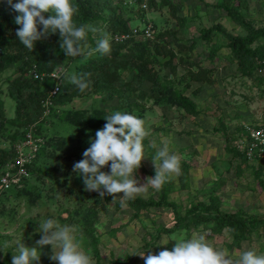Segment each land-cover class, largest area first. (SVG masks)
I'll return each instance as SVG.
<instances>
[{
    "label": "rangeland",
    "instance_id": "374dc122",
    "mask_svg": "<svg viewBox=\"0 0 264 264\" xmlns=\"http://www.w3.org/2000/svg\"><path fill=\"white\" fill-rule=\"evenodd\" d=\"M215 2L150 0L147 7L142 8L133 0H110V6L102 12L103 18L92 21L91 24L99 28L103 19L114 15L128 28L150 27L152 34L148 40L139 36L131 43L146 42L139 49L144 50L140 60L145 59L152 76L144 77L140 83L134 81V89L125 92L129 105H121L117 93L109 99L106 92L88 89L63 104L53 103L47 108L42 103L45 108L42 119L33 122L40 124L42 143L36 166L20 186L0 200V245H8L7 254L0 251V262L6 257L12 261L19 244L37 247L39 261L55 262L50 259L51 245L40 247L36 244L42 235L38 231L39 223L46 219L73 226L76 242L92 257L94 264H107L127 256L136 257L132 264H145L144 258L133 254L144 252L147 256L165 248L172 250L173 240L178 235L184 236L183 232L165 234L158 231L160 227L173 224L170 207L136 211L127 202V207L121 208L117 204L119 200L112 203V196L106 194L108 199L101 198L98 192L85 190L83 178L73 171L74 164L83 159V152L90 147L96 131L106 124L104 117L117 110L143 119L150 130V136L143 141L145 155L149 156L142 162L145 169L141 166L135 174L141 185L155 172L151 156L167 144L170 152L180 158L181 165L187 167L186 172L170 180L171 186L167 189V200L174 202L181 213L192 202L207 200L214 193L221 197V207L226 211L239 208L250 217H264V189L254 175L255 168L258 165L264 167V163L251 159L248 164H242L231 152L233 148L241 150L245 145L244 134L239 128L264 125V66H258L257 62L250 74L242 73L236 62L230 60L227 39L221 32L213 29L210 41L200 37L203 28L216 23L231 34H246L226 11L213 6ZM240 11L256 29H264V0H245ZM110 30L111 26L103 29L107 33ZM90 37L93 41L86 43L93 48L98 34ZM161 44L171 52L159 53L155 47ZM258 46L264 49V38L252 44V47ZM129 47V44L124 46L122 51L130 52ZM212 47L216 48L213 57L210 55ZM81 58L86 57L70 56L51 72L61 79L65 72L76 71ZM197 71L205 74L204 79L194 78L192 73ZM120 72L126 80H131L138 70L121 69ZM19 74L18 61L9 63L0 72V102L5 119L18 116L17 102L10 95L8 85ZM51 83L48 80L42 85L49 87ZM153 84L191 99L197 114H188L167 98L156 100L153 95L140 93L150 94ZM22 89L28 91V88ZM18 129L8 121L4 122L0 129V148L11 147V135ZM224 131L229 134V139H225ZM102 171L110 172V167ZM158 193L149 186L146 195L136 197L157 200ZM197 232L206 233L209 244L234 256L244 250L264 254V226L239 248L228 246L231 237L227 231L215 234L209 230H196L188 238ZM151 237L153 245L148 246L147 240Z\"/></svg>",
    "mask_w": 264,
    "mask_h": 264
},
{
    "label": "trees",
    "instance_id": "16d2710c",
    "mask_svg": "<svg viewBox=\"0 0 264 264\" xmlns=\"http://www.w3.org/2000/svg\"><path fill=\"white\" fill-rule=\"evenodd\" d=\"M236 1V3H234ZM20 2V0H12V3ZM150 2V0H149ZM74 5L78 8L77 14L73 17L74 21H78L81 24H91L92 21L102 19L103 10L110 6V0H73ZM245 5V0H216L214 7L226 11L230 19L245 29V35H234L224 29L222 25L216 23L211 27L203 28L200 31V37L206 41L211 40L210 33L212 30H218L227 39V45L230 50V60L236 62L237 68L242 73L250 74L251 70L255 66H264V49L261 46L252 47V44L259 38H264V29H256L251 22L247 21L240 9ZM19 13L14 11L8 0H0V72L5 69L6 65L14 61H18L19 75L11 80L9 83L10 95L17 102L16 111L18 116L11 119H5L2 102H0V129L3 127L4 122L8 121L12 125H16L19 131L13 132L11 135L12 144L21 136V130L29 123L41 120L44 107L42 106V100L45 99L53 87V80L47 78L44 81L34 79L28 72L35 69L37 72L49 73L53 69L60 65L62 62L69 60L70 56H67L59 47L60 36L59 33L52 34L45 39L37 41L35 48L31 52L26 49L20 42L16 35L17 29L20 27L14 21V17ZM47 16V14H46ZM103 23V24H102ZM99 25L100 29L105 27H112V30H127L129 29L126 24L118 21L114 15H110L108 18L103 19ZM42 30V26L41 29ZM91 32L88 33L86 42L93 41ZM99 35V34H98ZM146 38L145 40H148ZM136 39H129L124 42H115L111 40V52L110 54L101 55L96 53V56H90L81 58L78 68L76 67L75 73L85 76L90 82L88 90L95 92H106L107 98H113L117 93L118 99L121 105L127 104V94L125 92L132 91L135 86L133 82H142L144 77L151 78L152 74L149 73L145 59L140 60L144 56V50L141 49L142 45L146 42L140 41L131 43ZM130 45V52L122 51L124 46ZM96 46V41L93 48ZM156 50L159 53H170L171 49H166V46L156 45ZM216 52V48L212 47L210 55L213 57ZM137 53V55H136ZM172 54V53H171ZM143 55V56H142ZM139 59L140 61H138ZM258 62L257 65H255ZM137 69L138 73L134 74L131 80H126L122 75L121 69ZM194 78L197 80L204 79L201 73L193 72ZM199 74V75H198ZM51 80L52 83L49 87H43L42 83ZM47 87V88H46ZM59 90L51 98V104H63L67 99L81 93L78 88L71 85L64 76H61ZM22 88H28V91H23ZM143 95H149L159 100L161 98H167V100L183 108L185 112L191 115L197 114L194 102L186 96L181 95L178 92H169L166 87L154 85L151 87V93L140 92ZM66 121V116L64 117ZM40 122V121H39ZM38 122V123H39ZM221 122V121H220ZM241 134H246L244 128H239ZM40 133V124L37 128ZM225 139H229V134L224 131ZM231 150L235 157H239L242 164H248V161L252 158L247 155V149L241 150L233 148ZM230 150V149H229ZM12 145L9 148H0V169L4 165L5 161L12 156ZM256 159V158H255ZM37 157L33 163L32 169L36 166ZM260 163H264L261 160H255ZM142 168L144 165L142 163ZM187 167L181 165V173L186 172ZM264 167L258 165L254 170V175L259 178V182L264 189ZM154 177L155 172L151 173ZM172 181H169L163 185L159 191L158 199L152 198L142 199L135 198L128 201V204L136 211L147 210L150 207H170L173 211V224L170 227H160L158 229L165 234L173 232H183L184 236L188 238L191 232L196 230H209L212 233L220 234L227 231L231 237L229 247L239 248L244 241H249L253 234L257 233L259 229L264 226V217H250L246 215L242 209H235L234 211H226L221 207V197L217 194L211 193L207 200H200L192 202L188 208L184 209V213H181L176 207L174 202L167 200V189L171 186ZM107 199L108 196H105ZM120 205V203H117ZM153 237L147 240L148 246L153 245L151 241ZM93 243L95 238H92ZM136 261V257L130 258L129 256L123 259H114L107 264H132ZM0 264H11L8 261V257ZM38 264H57L55 262H42ZM99 264V263H97Z\"/></svg>",
    "mask_w": 264,
    "mask_h": 264
},
{
    "label": "clouds",
    "instance_id": "9594fccd",
    "mask_svg": "<svg viewBox=\"0 0 264 264\" xmlns=\"http://www.w3.org/2000/svg\"><path fill=\"white\" fill-rule=\"evenodd\" d=\"M8 3L19 13L14 17L20 26L16 35L31 52L37 41L56 33L60 36L59 47L67 56L90 57L111 52L110 34L92 24L78 26L75 23L73 17L78 8L73 0H20L17 3L8 0ZM89 32L99 34L94 48H89L86 43ZM64 78L80 92L89 88L90 82L85 76L65 72ZM104 118L106 124L96 131L90 147L83 152V159L73 166V171L83 178L85 190L98 192L101 198L110 195L112 203L119 200L120 207L126 208L128 201L146 195L149 186L160 191L174 176L181 175L180 158L165 144L151 156L154 177H148L141 185L135 174L143 160L149 157L145 155L143 141L150 136V130L143 119L127 112L117 110ZM105 167H110V172L102 171ZM120 193L123 195H116ZM38 231L42 235L36 244L40 247L51 245L53 254L50 259L57 264H94L92 257L76 242L73 226L46 219L39 223ZM173 241L172 250L165 248L158 254L145 256L144 252H137L133 255H140L145 264H264V254H257L255 250H244L234 256L225 249L213 247L207 242L206 233H193L190 238L178 235ZM7 247V243L0 245V251L7 254ZM39 260L37 247L19 244L11 264H38Z\"/></svg>",
    "mask_w": 264,
    "mask_h": 264
},
{
    "label": "built area",
    "instance_id": "2783aa9c",
    "mask_svg": "<svg viewBox=\"0 0 264 264\" xmlns=\"http://www.w3.org/2000/svg\"><path fill=\"white\" fill-rule=\"evenodd\" d=\"M133 1L141 5L142 8H146L147 3H149V0ZM108 34H110L111 40L124 42L129 39H137L139 36L148 38L152 33L151 28L147 26L142 28L131 27L127 30H110ZM30 75L40 81L47 78L53 80V87L47 97L42 100V103L48 108L51 104V98L60 88L59 75L53 72H37L35 69L30 71ZM37 128V123L28 124L21 130V136L12 144L13 154L0 169V200L11 190L20 186L29 175L42 144ZM244 129L246 130V134L243 136L245 145L242 148L247 149V155L252 159L264 161V125H247Z\"/></svg>",
    "mask_w": 264,
    "mask_h": 264
}]
</instances>
